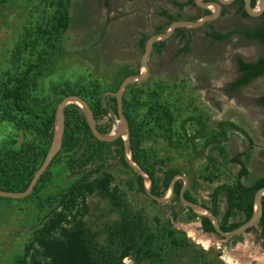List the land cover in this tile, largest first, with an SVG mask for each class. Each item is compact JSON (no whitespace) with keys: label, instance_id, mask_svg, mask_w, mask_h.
<instances>
[{"label":"rangeland","instance_id":"1","mask_svg":"<svg viewBox=\"0 0 264 264\" xmlns=\"http://www.w3.org/2000/svg\"><path fill=\"white\" fill-rule=\"evenodd\" d=\"M56 1L0 0V187L12 191L24 190L19 188L22 181L41 164L51 141L44 123L59 101L76 94L93 107L103 92L115 91L124 77L139 73L143 51L137 41L165 24L158 10L170 6L169 0ZM239 21L229 14L216 25L225 30ZM188 39L187 46V39L175 36L162 40L161 51L153 48L148 59V76L130 83L123 93V109L148 153L146 167L166 157V147L176 149L172 143L178 142V118L201 115L210 127L220 120L243 127L255 144L250 160L263 172L264 106L258 98L264 76L230 92L228 86L237 77L233 58L264 48L241 37L214 42L203 28H195ZM80 115L78 105L68 106L62 147L30 194L0 197V264L28 263L33 257L46 264L48 259L37 253L42 252L38 231L60 210L65 218L48 237L79 233L81 245L99 264H227L226 258L241 261L236 253L240 247L264 257L258 229L226 239L204 235L200 225V231L191 230L189 224L200 219L176 196L156 202L137 189L134 172L118 162L114 144L90 164L95 141L84 131ZM96 119L99 126L109 125L104 132L117 123L113 114ZM229 132L227 149L244 150L247 144L240 139L245 137L235 129ZM70 159L74 170L68 168ZM94 167L99 169L89 172ZM105 174L111 195L95 185ZM79 179L73 202L60 201ZM205 189L193 190L195 197L202 199ZM201 237L208 246L198 241Z\"/></svg>","mask_w":264,"mask_h":264},{"label":"trees","instance_id":"2","mask_svg":"<svg viewBox=\"0 0 264 264\" xmlns=\"http://www.w3.org/2000/svg\"><path fill=\"white\" fill-rule=\"evenodd\" d=\"M60 2L61 0H57L56 1L57 5H59ZM175 4L178 5L179 7H182L185 3H180L178 1H175ZM159 14L164 15L166 17V22L163 25L157 26L155 28L156 32H160L164 30V28L169 23H171L174 20H177L180 17L178 16V14L174 15V14L168 13L165 10H161ZM234 32L243 33L246 35L247 38H257L261 43H264V24L261 27L254 29L253 31L231 30L227 33H221L215 30L212 25H210V31H208L206 35L208 36L211 35L215 39L223 40ZM176 35L181 36L180 41L185 40L184 38L185 29L178 28L176 30ZM148 37H149L148 35L142 34V37L139 38L138 40L137 44L142 51H143L144 42ZM189 42L190 40L187 38L186 46L188 45ZM163 45H164L163 42L158 41L154 43L153 48L156 50V52H160ZM183 49H185V47ZM237 61H238V70L240 72V75L237 79H235L232 82V88L246 86L256 77L264 76V55L257 57L254 61H244L240 57H237ZM26 71L28 72L29 68H26ZM258 101L262 106H264V93H262L259 96ZM110 102H113L112 106L110 105ZM68 106H66L65 108V114H66L65 115L66 116L65 126H67ZM71 107L73 109V112H78V110L75 107L73 106ZM92 110L96 117L98 115H108L110 111H112L113 113H116L115 100L114 98H108L106 106L102 107L101 102H100V97H99L98 99H96L92 107ZM54 112L55 110H52L49 119L44 123V133L49 138L52 137ZM124 114L126 115L128 119L129 127H130V145H131V151H132V158L137 164L143 167L144 170H146L147 173L152 178V193L156 195H163L165 191L168 189V186L172 178L177 173H179L180 170L176 167L167 165L164 160H160V159H157L152 163L151 169L147 168L145 165L147 161L146 152L144 150V147L140 145V137L138 135V132L136 130H133L131 120L125 111H124ZM78 119L82 123L84 131L93 137V135L91 134L85 122L83 115L78 116ZM187 120H197L201 126V130H200L201 134L204 133V130H203L204 125H203L202 120L198 118H194V117H188L184 119V121L181 124L184 132H185L184 125ZM98 128L104 132L106 131V128L107 129L109 128V125L99 126ZM216 128H217L216 134L210 137L209 139H206L200 150H196V147L192 143V149L194 150V154L196 156L200 155L202 150L207 145L212 144V143L213 144L220 143L226 140L227 131L230 129H235L239 131L244 137L248 139V141L250 142V146L251 147L253 146V140L249 136L247 131L243 127H241L240 125L236 124L233 121L220 120L216 123ZM196 137L197 136L195 135L186 136V138L191 142ZM93 138L95 141L94 142L95 148L94 150H92L91 154L89 155L87 159V161L90 164L93 163L95 159L101 155L104 149H108V147L112 143H114L117 146L113 150V153L116 156L118 162L122 164L123 166L129 168L123 158V145H122V140L120 138L115 140V142H104V141L97 140L95 137ZM246 152L247 151H243L239 153L238 155H236L234 158H232V162L240 165V170L237 175L236 184L230 185L227 183H221L214 187L210 195L211 204H212L210 206V209L214 212V214H216L219 217L220 226L224 231H229L231 229H234L249 219V217L252 214L254 195L260 187L264 186V175L251 176V177L249 176L250 173L248 171L246 163L240 159V156L244 155ZM263 155H264V151H263ZM73 161L74 159H70L68 161V168L70 170H74ZM98 169L99 167L97 168L94 167L90 169L89 172L95 171ZM134 174L136 178L137 189H139L141 192L145 194L142 177L137 175L136 173ZM32 176H33V172H30L29 174H27L26 181L24 182L22 181L19 187L21 188V190L27 187ZM85 177L86 175H84L82 179H84ZM243 177L247 178L245 182L241 180V178ZM82 179H79L76 182H74L68 188L67 192L62 195V197L60 198V201H63L65 198H67L68 202L70 201L73 202V199L76 193H78V189L80 187ZM109 180H110V176L108 174H105L104 178L97 179L96 184H95L97 188L99 189V191L106 195H111L112 193L108 187ZM181 185H182V181L178 179L174 185V191H175L174 196H176L177 198H178V193L181 188ZM0 189L11 190L10 188H7V187H0ZM86 190L88 193L92 192L93 191L92 186L90 184H86ZM185 197L189 200L196 201L189 194L188 191L185 192ZM219 201H224L225 203V208H223L222 211H220ZM262 204H263V211H262V215H261L258 227L260 228L261 236L264 238V196L262 198ZM65 207H69V206L66 205ZM188 211L193 213L189 209ZM238 212L242 213V219L240 220L235 219V216L237 215ZM64 218H65V214L63 210H60L52 218H50L48 222L44 226H42V228L38 231L37 242L41 246L42 252H37V253L42 254L46 259H48L46 264H99L89 257L87 250H85L84 247L81 245L82 241L79 238V233L77 232L69 233L67 231H64L63 238H53L51 236L48 237L50 233H52V231H54L57 227H59L61 221ZM199 219H200L201 227L204 231L206 232L214 231V228L211 222L207 218L200 217ZM253 229L254 228H250L247 230V232ZM21 263L22 264H41L40 260H36L34 257L32 258L31 262L26 263L25 260H22Z\"/></svg>","mask_w":264,"mask_h":264},{"label":"water","instance_id":"3","mask_svg":"<svg viewBox=\"0 0 264 264\" xmlns=\"http://www.w3.org/2000/svg\"><path fill=\"white\" fill-rule=\"evenodd\" d=\"M197 4L203 6L206 9H209L211 13L201 16L196 20H186V19H178L169 23L163 31L151 34L144 42L143 52L139 60V65L142 70L137 74H130L123 78L115 91H105L102 93L100 97V102L102 107L106 106L108 98H114L116 103V113H113L114 117L117 119V123L109 132H103L98 128L96 116L92 110V107L88 104V102L79 95L69 94L64 96L59 103L57 104L54 112L53 119V130L52 137L49 144V147L46 151V154L40 164V166L36 169L33 176L31 177L27 187L22 191H12V190H4L0 189V197L7 198H24L30 194V192L34 189L38 179L44 173L53 157L59 152L63 143V136L65 130V108L69 104H76L80 107L82 115L85 119V122L93 135L97 140L104 142H112L118 138L122 139L123 145V158L126 162L127 166L133 170L134 173L141 176L144 184V192L147 196L153 199L156 202H167L172 199L175 195L174 185L175 182L180 179L182 181L181 188L178 193L179 201L189 210H191L198 218L205 217L207 218L213 228V232H206L201 227V232L204 235H208L212 233L215 236H219L222 239L234 237L240 234L247 233V230L250 228H256L259 225L260 218L263 211L262 198L264 196V186L260 187L255 195L253 201L252 214L247 221L239 225L238 227L231 229L229 231H224L220 226L219 217L214 214V212L210 209L209 206L198 202L189 200L185 197V192L188 186L187 177L179 172L177 173L168 186L166 193L163 195H156L152 193V178L141 167L137 164L132 158V151L130 145V127L129 122L123 111V102L122 97L125 88L133 82H139L144 80L149 74V63L148 59L151 55L153 45L155 42L162 41L164 39L169 38L175 29L185 27V28H196L204 24L205 21H210L215 19L220 13V5L228 4L233 0H217V1H208L203 2L202 0H195ZM244 7L249 15H258L264 10V0H255V6L251 5V0H244ZM201 226V223H200ZM207 237V236H204ZM239 247V246H238ZM236 253L241 254L242 258L240 260H245L248 264V261L251 259H256L258 264L260 262L263 263L264 257L261 255H257L256 252H242V248L236 250ZM262 259L263 261H261Z\"/></svg>","mask_w":264,"mask_h":264},{"label":"crops","instance_id":"4","mask_svg":"<svg viewBox=\"0 0 264 264\" xmlns=\"http://www.w3.org/2000/svg\"><path fill=\"white\" fill-rule=\"evenodd\" d=\"M189 117H193V116H189ZM184 118H178V142L172 143V145L176 149L172 150L173 148H171L170 146L166 147V149H168L167 153L169 154L164 158H158V159L160 160L164 159L167 165L178 168L180 172L187 177L188 186L186 191H188L189 194L196 201L201 202L210 207L212 205L210 195L215 186L221 183H227L230 185L236 184L237 175L240 170V165L232 162V158H234L236 155H238L243 151H247V152L244 155H241L240 159L246 163L248 171L250 173L249 176L251 177V176L264 175V171L260 172V167L258 168L257 166H255L254 164L255 162H251L250 160V151L255 146L254 142H253V146L251 147L250 142L245 137L247 141L245 140V138H243L242 140L240 139V141H242L243 144L244 143L245 145L247 144V147L244 150L241 149L239 151L232 152L231 149L229 148L227 149L225 145L230 139L229 130L227 131L226 140L220 143H215V144L212 143L207 145L202 150L201 154L196 156L194 154V150L192 149V143L196 147V150H200L205 140L209 139L210 137L216 134L217 128L216 125L215 127H210L209 123L206 122V119L203 116L198 115V119H201L204 124V128H203L204 133L201 134L200 131L201 126L198 124L199 122L197 120L196 122H194L193 120L192 121L187 120L184 125L185 128V132H184L181 126L182 122L184 121ZM191 135L197 136L196 138L193 139L192 142L186 138V136H191ZM161 149H163V147H161ZM234 167L236 171L234 174H231L230 169ZM241 180L245 182L247 178L243 177L241 178ZM206 186L207 188L205 189ZM201 187L206 191L203 192L202 199H197L195 197L196 192H193V190L194 191L200 190ZM203 199L205 201H203ZM219 205H220V210L222 211L223 208H225L224 201H219ZM198 225H200V223L194 221L189 224V228L194 231H200V229L196 228L198 227Z\"/></svg>","mask_w":264,"mask_h":264},{"label":"flooded vegetation","instance_id":"5","mask_svg":"<svg viewBox=\"0 0 264 264\" xmlns=\"http://www.w3.org/2000/svg\"><path fill=\"white\" fill-rule=\"evenodd\" d=\"M175 1H178L180 3H185V4L182 7H179L178 5L175 4ZM202 1L203 2H208V1H217V0H202ZM168 2L170 4V6L169 7L168 6L161 7L158 10V13H160L161 10H165L168 13H171V14H174V15L178 14V16H180L178 19H186V20H196L197 18H199L201 16H204V15H207V14L211 13V11L209 9H206L203 6L197 4L195 0H169ZM251 5L255 6V0H251ZM229 14H232V15H235V16L239 17L240 21L237 22L236 24H234V26H232L231 28H227L225 30L224 29H219L218 26L216 25L217 20H219V19H221L224 16H227ZM161 16H163L165 18V20H166V17L164 15H161ZM247 19L254 20V22L253 23L249 22V21H247ZM263 24H264V10L260 14L255 15V16L249 15V14H247V12L245 10L244 0H233L232 2H230L228 4H221L220 5V13L215 19L210 20V21H205L204 24H202L201 26L196 27V28H203L205 34H207V32L210 31V25H212L215 30H217V31H219L221 33H227V32H229L231 30L253 31L256 28L261 27ZM181 28L185 29V35H184L185 39L189 38L190 35H191V32L195 29V28H190L189 29V28H185V27H181ZM177 29H175V31L173 32V34L171 36L178 37V40H180L181 36L180 35H176V30ZM209 37L214 42H218V43H223V42L229 40L232 37H241L244 40H255L261 48H264V43H261L257 38H247L245 34L239 33V32H234V33L230 34L227 38H225L223 40L215 39L211 35H209ZM262 55H264V49L260 53L255 54L253 56L250 55L249 57H244L242 55H236L233 58L234 59V64H235V71L237 73V77L235 79H237L239 77V75H240V72L238 70L237 57H240L244 61H254L257 57L262 56ZM259 77H262V76H259ZM256 78H258V77H256ZM232 82H230V84L228 86L229 87L228 88L229 92L232 91V90H236V89H240V88L244 87V86H242V87L232 88ZM107 101H108V99H107ZM110 114H113V112L110 111L108 115L110 116ZM97 124H98V122H97ZM98 127H99V125H98ZM112 142H115V141H112ZM113 144L114 143H112L111 145H113ZM114 146L116 148L117 145L114 144ZM263 151H264V148H263ZM254 229H258V235H259V239L261 240L260 241L261 245L264 246V238L261 236L260 228L256 227Z\"/></svg>","mask_w":264,"mask_h":264},{"label":"bare ground","instance_id":"6","mask_svg":"<svg viewBox=\"0 0 264 264\" xmlns=\"http://www.w3.org/2000/svg\"><path fill=\"white\" fill-rule=\"evenodd\" d=\"M198 241L201 242L203 245L208 246L207 244V239H204L203 237H201V239L198 238ZM209 242V241H208ZM257 254V253H256ZM258 255V254H257ZM261 261H263L262 259H260ZM226 262L227 264H246L247 262L243 259L241 261L235 262L234 260H232L231 258H226ZM250 262V261H249ZM260 264V262H259ZM264 264V261L263 263Z\"/></svg>","mask_w":264,"mask_h":264}]
</instances>
